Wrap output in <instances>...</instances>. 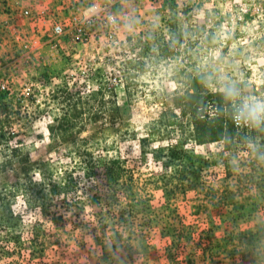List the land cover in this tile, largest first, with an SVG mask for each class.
Segmentation results:
<instances>
[{"label":"rangeland","instance_id":"rangeland-1","mask_svg":"<svg viewBox=\"0 0 264 264\" xmlns=\"http://www.w3.org/2000/svg\"><path fill=\"white\" fill-rule=\"evenodd\" d=\"M118 7L119 43L63 41L58 52L45 47L28 61L20 58L10 30L0 22V87L9 89L0 93L21 103L30 87V100L42 111L34 130L21 132L9 147L0 145V195L23 178L12 147L44 163L55 181L71 171L81 175L76 161L89 150L96 158H129L136 186L150 206L159 208L165 200L164 177L179 163L169 164L166 172L169 146L182 144L210 163L196 188L174 200L176 216L186 230L195 231V240L173 247L159 228L151 246L144 229L114 228L110 217L104 228L99 202L83 194L69 210L45 200L46 216L39 210L25 214L27 203L19 198L13 207L24 214L15 231L22 247L7 242L1 232L0 264H251L244 248L212 249L208 240L241 231L264 241V158L257 170L240 166L227 176L219 164L224 143L195 142L192 97L209 99L234 84L242 96L264 99V0H124ZM65 86L69 94L62 95ZM203 109L207 118L215 117L210 101ZM64 118L77 124L65 136L57 128ZM11 128L22 129L17 120ZM258 145L264 147V139L247 144L244 161ZM225 197L240 206L220 210Z\"/></svg>","mask_w":264,"mask_h":264},{"label":"trees","instance_id":"trees-1","mask_svg":"<svg viewBox=\"0 0 264 264\" xmlns=\"http://www.w3.org/2000/svg\"><path fill=\"white\" fill-rule=\"evenodd\" d=\"M69 90L70 88L65 86V89L60 92L62 95L69 94ZM192 98L196 110L193 123V136L196 144L224 143V150L219 154L221 160L219 164L221 168L227 170V176L231 175L233 169L240 166L257 170L264 158V147L256 146L248 161L243 160L241 153L247 144L264 139V127L254 128L242 122L237 125L239 122L233 120L232 105L225 100L223 93H215L209 99L197 94ZM30 99L16 103L13 96L0 93V145L9 147L10 142L21 135V132L27 135L29 130H34L36 116L42 114V111L39 105H36V101ZM207 101H210L215 109L213 118H207L203 114V107L208 103ZM13 120L18 121L22 127L21 131L12 130L11 122ZM76 126L77 124L64 118L59 121L57 128L65 136L67 130H73ZM50 129L53 131L52 127ZM168 152L169 162L165 164L166 172H168L169 164L179 163L176 164L174 173L164 177L165 200L159 208H155L148 204L149 200L136 186L135 171L131 160L122 155L111 158L99 155L96 158L92 151L87 150L82 153L83 155H79L81 158L79 162L74 158L81 175H75V171H71L61 177L60 181H55L54 175L48 174L44 163L35 162L31 159L30 154L12 147L11 154L21 166L23 178L16 183L13 189L9 190L8 194L0 195V233L7 234V242L22 247L21 234L16 235L15 231L21 226L24 214L16 211L13 207L19 198L27 203L25 214L39 210L46 216L49 211L43 205L45 200L53 199L57 203L64 204L63 207L69 210L70 204L76 202L80 198V194H83L86 200L93 199L99 202L104 228H106L105 217H110L113 220L114 228L121 225V228L126 232L144 229L142 232L145 233L144 238L148 242L144 241L151 246H153L155 230H159V228L163 229L161 230L163 237L171 240L173 247H178L185 241L193 242L196 233L191 229L186 230L184 222L181 223L180 218L178 219L175 214L174 200L179 194L186 195L196 188V184L208 171L210 163L191 150H187L182 144L169 146ZM36 175L40 177V182L34 181ZM86 182L91 185H87ZM81 185L82 190L80 189ZM222 200L226 201L221 203L220 210L233 203L234 208L240 206L233 197L230 199L225 197ZM56 216L53 219L57 222ZM232 222L231 226H236L234 219ZM116 235L119 233L117 232ZM2 244L3 242L0 240V246ZM208 245L217 250L228 245L242 247L252 256L251 264H264V256H262L264 255V241L256 233L233 231L226 239H209Z\"/></svg>","mask_w":264,"mask_h":264},{"label":"built area","instance_id":"built-area-1","mask_svg":"<svg viewBox=\"0 0 264 264\" xmlns=\"http://www.w3.org/2000/svg\"><path fill=\"white\" fill-rule=\"evenodd\" d=\"M121 1L124 0H84L75 9L70 5L72 13L66 15L63 11L60 16L49 9H41L36 13L24 7L13 16L17 19L15 22L7 21L4 25L22 52L20 58L25 61L31 60L45 47L58 52L63 41L67 44L88 45L98 38L100 42L117 44L122 30L117 13ZM68 5L69 0H62L60 7L66 10ZM26 25L32 27V31L27 34L24 31ZM110 56L119 55L113 53ZM0 88L5 93L9 90L5 84ZM21 96L20 100L29 99L31 88H25Z\"/></svg>","mask_w":264,"mask_h":264},{"label":"clouds","instance_id":"clouds-1","mask_svg":"<svg viewBox=\"0 0 264 264\" xmlns=\"http://www.w3.org/2000/svg\"><path fill=\"white\" fill-rule=\"evenodd\" d=\"M221 91L233 108V120L254 128L264 127V99L242 96L234 84H225Z\"/></svg>","mask_w":264,"mask_h":264},{"label":"crops","instance_id":"crops-1","mask_svg":"<svg viewBox=\"0 0 264 264\" xmlns=\"http://www.w3.org/2000/svg\"><path fill=\"white\" fill-rule=\"evenodd\" d=\"M62 0H0V22H15L17 19L13 17L14 15L20 12L21 8H28L33 12L38 13L41 9H49L52 13L60 16L63 11L64 14H70V5L72 9L84 0H69V5L66 7V10H62L60 7ZM26 24V21H25Z\"/></svg>","mask_w":264,"mask_h":264}]
</instances>
